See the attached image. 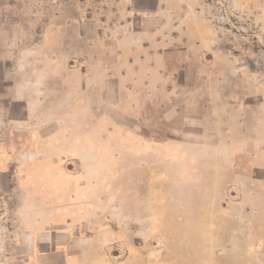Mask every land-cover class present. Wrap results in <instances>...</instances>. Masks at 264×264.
Here are the masks:
<instances>
[{"label": "rangeland", "instance_id": "1", "mask_svg": "<svg viewBox=\"0 0 264 264\" xmlns=\"http://www.w3.org/2000/svg\"><path fill=\"white\" fill-rule=\"evenodd\" d=\"M67 1L75 5V19L85 24L82 36L87 41L86 57L65 64L83 72L82 78L69 80L75 91L67 99L57 89L50 92L51 107L24 106L18 49L6 51L5 68L0 65V264L19 259L24 232L41 229L42 219L66 212L69 195L77 193L73 184L99 179L108 199L116 191L122 201L118 226L131 225L137 196L134 212L140 222L150 216V224L139 226L149 225L156 233L154 249L116 246L108 257L131 264L128 259L136 254L137 264H162V230L169 216L164 202L183 195L184 184L210 178L203 166L206 158L198 162L185 149L187 143L223 147L228 127L236 149L242 136L249 142L247 153L236 156L234 176L264 177L255 165L248 169L264 164V0ZM197 17L214 30L228 63L212 54L195 59L191 51L186 52L190 58L171 57H179L169 52L177 35L173 30L181 19ZM44 23V18L38 22L37 33ZM154 43L161 47L151 50ZM165 54L167 59H160ZM154 65L170 71L148 75ZM199 66L230 73L200 76L195 74ZM114 69L125 71L117 84L106 85L99 71ZM148 79L155 87L149 93ZM61 81L53 82L61 88ZM217 177L230 179L232 172L218 171Z\"/></svg>", "mask_w": 264, "mask_h": 264}, {"label": "crops", "instance_id": "2", "mask_svg": "<svg viewBox=\"0 0 264 264\" xmlns=\"http://www.w3.org/2000/svg\"><path fill=\"white\" fill-rule=\"evenodd\" d=\"M74 9L75 5L67 0H0V54L4 55L0 56V65L5 68L6 51L18 49L17 75L20 90L24 92V106L49 108L53 105L51 91L61 89L67 99L69 92L75 91L69 80L76 75L82 78L81 70L65 67L76 56L86 57L87 41L82 36L85 24L75 19ZM42 18L44 31L42 28V32L37 33L36 26ZM24 19L29 22L23 24ZM173 31L177 35L169 52L179 53V57L171 55L174 60L190 58L191 54L186 52L191 51L195 59L212 54L217 60L229 61V55L217 47L214 30L200 17L190 21L181 19ZM132 40L135 45L140 43L139 37ZM157 44L154 43L151 50H156ZM159 47L161 45L157 49ZM165 58L166 54L160 56V59ZM116 71L102 74L100 70L99 76L106 85L113 81L117 84L125 70ZM169 71L154 65L146 73L166 75ZM229 73V69L225 72L213 66L205 69L199 66L195 70L200 76ZM59 78L61 88L53 82ZM99 85L102 88L103 84ZM154 88L148 79L147 92ZM228 108L227 101L226 112ZM196 138L204 141L203 136ZM240 139L242 142L236 149L227 127L221 138L223 147L197 141L185 145L198 162L206 158L203 166L210 178L184 184L183 195L179 194L177 199L170 196L172 201L164 202L169 216L162 230V264H264V177L263 173H259V178L234 176L236 156L247 153L246 143H249L244 136ZM251 166L264 171L263 163L248 165V169ZM218 171L232 172V178L219 179ZM100 181L73 184L77 193L69 195L66 212L57 218L42 219L41 229L24 232L18 242L24 249L19 259L5 261V264H117L108 257L111 248L154 249L155 244L151 242L156 234L154 228L139 226L140 223L150 224V216L140 222L134 212L138 211V197L132 201L135 206L131 204V225L118 226L124 211L122 201L117 199L116 191L108 199L107 193L100 189ZM109 219L115 223L111 225ZM128 261L137 264L140 259L135 254L130 255Z\"/></svg>", "mask_w": 264, "mask_h": 264}]
</instances>
